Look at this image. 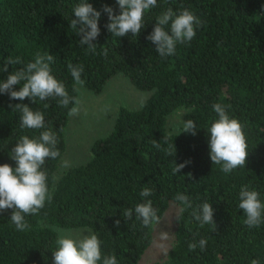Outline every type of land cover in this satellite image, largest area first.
<instances>
[{
  "label": "trees",
  "instance_id": "trees-1",
  "mask_svg": "<svg viewBox=\"0 0 264 264\" xmlns=\"http://www.w3.org/2000/svg\"><path fill=\"white\" fill-rule=\"evenodd\" d=\"M79 2L0 0V67L9 57L23 62L0 71V82L40 52L55 57L52 75L75 98L80 85L75 84L69 64L83 65L82 87L91 92H99L109 78L121 74L135 88L150 93L138 107L118 106L111 128L91 141L84 162L55 175L59 157L46 160L43 170L52 200L38 214L25 216L27 230H16L10 209L0 212V264H52L56 227L88 228L102 241V254L114 253L118 264H249L254 258L264 264V224L248 228L238 208L244 185L259 192L264 203V0H157V6L145 14L139 34L120 38L107 31V14L101 11L107 5L114 15L119 14L116 0H88L101 11L100 34L93 41L95 54H86L87 45L79 44L81 37L69 26ZM168 8L177 14L188 9L202 26L191 42L178 44L174 55L161 58L146 36L156 17ZM102 49H107V57ZM20 87L15 85L13 90ZM215 103L226 106L246 136V165L228 174L209 157L208 128L218 119L212 109ZM16 104L43 112L61 155L68 109L51 98L33 103L4 93L0 94V165L14 168L10 151L19 138H36L44 130L21 129V113L12 109ZM176 108L185 109V121H195V135L184 133L183 127L177 132L166 130V116ZM153 140L161 144L160 149ZM171 143L175 156L164 151ZM185 161L191 162L173 175L174 163ZM144 187L152 188L153 194L141 197ZM178 193L188 196L193 207L208 201L214 228L211 224L200 227L191 208L181 213L183 205L175 199ZM146 199L158 209L159 217L169 203L177 205V215L166 257L141 263L154 225L143 227L134 209ZM129 208L133 209L131 219L123 216ZM201 238L207 240L205 249L189 251L188 244Z\"/></svg>",
  "mask_w": 264,
  "mask_h": 264
},
{
  "label": "clouds",
  "instance_id": "clouds-1",
  "mask_svg": "<svg viewBox=\"0 0 264 264\" xmlns=\"http://www.w3.org/2000/svg\"><path fill=\"white\" fill-rule=\"evenodd\" d=\"M116 3L119 14L114 15V10L107 5L102 6L101 11L107 14L109 21L105 25L107 31L119 38L128 33L136 37L145 26V14L157 6V0H116ZM101 11L94 9L88 0H80L73 8L72 15L75 19L70 20L69 26L81 37L79 44L87 45L86 54L96 53L97 44L93 41L100 34L98 21ZM201 26L202 21L188 9H183L177 14L168 8L156 17L146 40L155 45V51L161 58H165L175 54L178 44L191 42L196 35V29ZM102 55L107 57V49H102ZM54 62L55 57L52 54L37 52L32 61L21 66L19 70H14L5 81L0 82V94L6 93L10 99L20 101L29 98L33 103L37 99L45 101L51 98L57 101L59 107L67 108L70 117L78 115L79 100L70 96L65 85L52 75L50 65ZM22 64L20 57H9L3 63V67H0V71L6 72L9 65ZM68 70L75 84L83 86L85 83L81 79V74L84 72L83 65L69 64ZM15 85H21L18 91L13 90ZM69 104L73 106L69 108ZM48 107L49 105L45 103L44 108ZM12 109L21 113V129H44L36 138L30 139L27 135H22L12 147L10 158L15 161L14 168L7 163L0 165V212L10 209L11 222L17 231L23 232L29 228L25 216L38 214L45 203H50L52 200V192L49 191L47 184V173L43 170V166L47 159L55 160L60 157V151L56 146V134L46 127L42 111H33L25 104H16ZM212 109L218 116L208 128V148L212 164L221 165L220 170L225 174L237 168H244L248 151L242 124L229 117L225 105L215 103ZM197 128L194 120L183 121L184 133L195 135ZM152 144L157 149L161 148V144L155 140ZM164 151L168 156H175L173 143L168 144ZM190 162L174 163L172 174L179 173ZM152 194L153 189L149 187H144L139 193L143 198ZM259 195V192L250 190L248 185L242 186L239 191L238 208L245 215L244 225L250 229L264 224V203L260 201ZM175 199L183 205L179 209L181 213L191 208V216L199 222L200 227L211 224L214 228L213 208L208 201L193 207L192 201L186 195L178 193ZM134 212L145 228H150L160 221L157 215L158 209L153 207L150 199L137 204ZM132 215L133 209H125L123 213L125 218L131 219ZM115 223L118 226L120 222L117 220ZM160 239L168 240L169 234L162 232ZM101 243L102 241L94 233L81 234L78 238H73L70 233L62 234L56 240V250L52 252L53 264H118L114 253L102 254ZM206 244L207 240L201 238L198 243L196 241L189 243L188 250L194 251L199 247L203 251ZM159 247L166 255V247L163 244ZM249 264H260V260L251 259Z\"/></svg>",
  "mask_w": 264,
  "mask_h": 264
},
{
  "label": "rangeland",
  "instance_id": "rangeland-1",
  "mask_svg": "<svg viewBox=\"0 0 264 264\" xmlns=\"http://www.w3.org/2000/svg\"><path fill=\"white\" fill-rule=\"evenodd\" d=\"M149 93L150 90L135 88L121 74L109 78L97 93L79 86L76 97L79 100V113L71 117L68 115L64 126V150L58 159L55 175H59L69 166L82 163L88 158L91 141L109 131L119 105L138 107ZM185 112L184 108H176L171 111L166 116V130L169 132L179 131L183 127V121H185ZM176 215L177 205L169 203L161 215L159 223L154 225L151 241L141 256V263L162 260L166 257L167 254L165 255L164 250L159 245L163 244L167 251L171 246ZM56 231L58 238L62 234L67 235L69 233L73 238H78L81 234H91L86 227H56ZM162 232L169 234L168 240L162 241L160 239Z\"/></svg>",
  "mask_w": 264,
  "mask_h": 264
}]
</instances>
